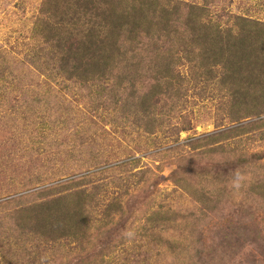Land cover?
<instances>
[{
	"label": "rangeland",
	"instance_id": "rangeland-1",
	"mask_svg": "<svg viewBox=\"0 0 264 264\" xmlns=\"http://www.w3.org/2000/svg\"><path fill=\"white\" fill-rule=\"evenodd\" d=\"M42 1L0 0V195L26 188L30 190L25 194H30L36 191L32 189L35 183L67 180L65 176L69 172L78 174L87 167L94 171L127 163L130 159L132 163L107 172L114 179L126 178L127 192L138 194L131 197L130 204L123 200L124 208L132 211L123 217L115 214L111 219H104L108 227L97 229L99 234L105 235L111 226L117 227L116 232L107 237L108 241L112 240L110 243L123 241L132 250L125 264H264V200L246 193L253 175L263 172L264 139L259 137L264 134V125L243 130L240 138L248 162L230 167L226 172L221 169L223 157L233 156L235 160L231 153L236 140L233 134L221 136L224 143H230L225 145L230 151L226 154H219L223 147L216 144L219 142H202L199 143L202 147L196 149L189 139V136L238 125L237 117L264 118V112L259 117L255 114L245 117L243 107L239 108L240 112L237 107H231V83L221 81L220 71L216 77L210 76L200 83L190 80L184 84L185 89H168L163 95L164 102L159 103L166 105L163 110H172L173 116L165 118L163 124L164 117L158 118L160 126L157 120L149 123L147 117L137 121L128 114L122 115L124 109L106 93L97 97L91 93L94 97H88L89 91L92 92L90 86L85 88L76 76L74 80L59 72L49 74L51 70L42 69V59H38V46L43 42L37 32L42 31L41 22L70 31L82 25L89 31L96 17L87 7L92 3L70 0L63 12L64 7L56 0L57 8L49 7L46 12ZM184 1L204 5L208 18H214L219 26H231V21L224 22L225 19L218 17L220 11L247 14L254 20L264 21V0ZM97 8L102 11L104 3L97 4ZM114 56L111 60L114 66H119ZM133 68L127 74L128 79L112 74L95 82L106 89L115 77L119 88L127 86L129 78L135 74ZM178 69L189 78V65L182 64ZM140 71L147 75L151 68L147 65ZM144 79L150 82L148 77L139 76L134 86L142 87ZM58 82L62 85L65 82L66 86ZM179 91L181 98H178ZM35 93L42 95L45 102L31 100ZM44 115L54 119L56 127L41 143H35L39 134L37 117ZM170 133L172 137H165ZM252 153L263 157L253 161ZM184 169L186 172H182ZM237 171L246 177L238 191L230 187ZM36 175L44 180H35ZM218 185L225 188L227 196L222 195L203 206L198 201L202 188L217 190ZM106 195V198L117 197L116 193ZM128 197L126 194L123 199ZM241 200L245 205L239 210L237 204ZM247 205L252 208L248 209ZM163 219L165 222L170 219L173 227L161 231V240L159 237L155 240L149 231L144 232L145 227L159 226ZM231 228L242 233L237 242H234L236 236L227 237ZM64 260L68 264L75 263L71 255Z\"/></svg>",
	"mask_w": 264,
	"mask_h": 264
},
{
	"label": "trees",
	"instance_id": "trees-1",
	"mask_svg": "<svg viewBox=\"0 0 264 264\" xmlns=\"http://www.w3.org/2000/svg\"><path fill=\"white\" fill-rule=\"evenodd\" d=\"M59 1L64 8L70 4V0ZM81 1L92 3L86 6L90 8L91 15L97 17L91 21L93 27H90L89 31L84 30L82 25L72 31L61 30L60 27L51 28L50 23L46 22H41V32L37 30L38 37L43 40L38 46V59H42V69L51 70L49 74L59 72L67 79L74 80L76 76L85 88H92L88 97L93 96L91 93L96 97L106 93L110 100H114L124 109L122 115L128 114L137 121L147 117L149 123L153 124L157 120L160 126L158 118L164 117L163 124L165 118L173 116L172 110H163L166 105L159 103L165 100L163 95H166L168 89H185L184 84L187 85L190 80L200 83L210 76L216 77L221 71V81L231 83V107H237V112L243 107L247 114L245 117L254 114L259 117L264 112V21L254 20L247 14L220 11L218 17L225 19L224 22L231 21V26H219L214 18H208L204 5L184 0ZM101 2L104 3V9L99 11L97 4ZM56 6V0L42 1L46 12L50 10L49 7L57 8ZM64 8L63 12H66L67 8ZM147 54L151 55L146 56ZM113 56L118 58L119 66H114L111 60ZM182 64L189 65V78L178 69ZM136 65L139 66L138 69ZM147 65L151 68V73L143 75L140 70ZM122 67L124 68L120 69ZM132 67L135 74L129 78L127 86L122 85L119 88L115 77L106 89L95 82L96 79L107 78V75L112 74H118V78L122 80L128 79L127 74ZM124 74L126 75L123 77ZM139 76L148 77L150 82L144 79L142 87L134 86ZM61 86L65 87V82ZM178 93V98H181V92ZM31 100L45 102L43 96L38 93H35ZM117 100L126 103L122 104ZM37 118L39 134L35 143H41L48 134L53 133L52 130L56 126L53 124L54 119L48 115ZM243 118L244 116L237 117L238 125L199 136H189L190 143L195 144L193 148L197 149L202 147V144H199L202 142H219L216 144L223 146L219 149V154H226L229 150L225 145L230 143H224L221 136L233 134L236 140L231 153L235 160L233 156H229V161L228 157H223L221 169L226 172L230 167H238L248 162L244 158L240 138L243 130L264 125V118ZM162 132L164 134L163 128ZM165 137H172L171 133ZM259 138L264 139L263 132ZM69 155L72 156L73 153ZM252 156L255 157L253 161L263 157L259 153H252ZM196 158H193V161ZM132 161L129 159L127 163ZM127 163L94 171L87 167L78 174L72 171L65 176L67 180L59 178V181L55 182L50 180L51 183L46 180L39 185L33 184L32 189L36 191L30 194H25L30 190L26 188L0 195V264H68L64 257L69 255L74 259V264L127 263L132 253L127 244L123 241L119 244L108 241V237L116 232L117 227L111 226L105 235L97 232V229L108 227L104 219H111L115 214L123 217L132 211L124 208V201L130 204L133 202L131 197L134 198L138 194L127 192L126 178L114 179L107 172ZM261 168L263 172L261 175H253L246 193L257 195L264 200V166ZM182 172H186V169ZM34 179L44 180L37 175ZM175 179L173 181L176 182ZM9 181L13 180L9 178ZM223 190L225 188H220L219 185L217 190L203 187L198 201L206 207L205 203L216 201L222 195L227 196V192ZM112 193H116L117 197L106 198V194ZM126 194L129 197L123 199ZM237 205L239 210L243 208L244 200L239 201ZM247 208L251 209L252 206L247 205ZM169 227H173L171 220L165 222L163 219L159 226L156 224L145 227L144 232L149 231L155 236V240L158 237L161 240V231H167ZM241 234L234 228L227 231V237L236 236L234 242H237L236 239H239ZM99 244L100 247L97 248Z\"/></svg>",
	"mask_w": 264,
	"mask_h": 264
},
{
	"label": "clouds",
	"instance_id": "clouds-1",
	"mask_svg": "<svg viewBox=\"0 0 264 264\" xmlns=\"http://www.w3.org/2000/svg\"><path fill=\"white\" fill-rule=\"evenodd\" d=\"M246 177L239 171L236 172L234 179L231 181L230 187L234 190H239L242 187Z\"/></svg>",
	"mask_w": 264,
	"mask_h": 264
}]
</instances>
